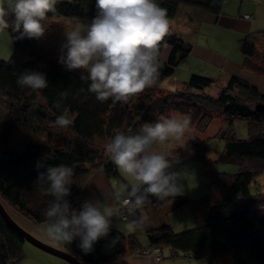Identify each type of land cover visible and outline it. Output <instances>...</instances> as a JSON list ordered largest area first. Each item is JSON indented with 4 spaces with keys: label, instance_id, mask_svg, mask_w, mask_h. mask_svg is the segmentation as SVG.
Returning <instances> with one entry per match:
<instances>
[{
    "label": "trees",
    "instance_id": "16d2710c",
    "mask_svg": "<svg viewBox=\"0 0 264 264\" xmlns=\"http://www.w3.org/2000/svg\"><path fill=\"white\" fill-rule=\"evenodd\" d=\"M225 1L157 0V3L167 9L172 21L181 7L218 17L223 13ZM95 4L96 0L59 1L55 13H50L44 22L45 28L51 21L55 24L58 16L91 22L97 15ZM8 30L14 53L8 61L0 59V99L10 105L8 115H0V197L6 204L41 226L42 212L50 197L42 193L35 181L48 166L64 164L73 169L69 199L78 208L91 175L100 169L109 176L118 175L104 147L116 132L135 134L145 122H155L172 112L184 114L191 109L199 112V131H205L214 116H224L228 124L235 119L246 120L250 124L247 140L237 139L231 125L230 130L223 129L219 134L226 142L221 159L237 164V174L208 173V193L202 199L190 201L176 197L158 202L152 197V203L146 205L161 207L171 201L173 210L190 205L195 228L176 234L165 220L158 226L146 224L144 228L150 248L168 247L174 254L184 253L209 264L226 258L231 264H264V216L254 219L255 210L264 208V192L251 190L264 173V92L232 78L227 89L213 98L205 91L215 81L197 74L176 91L164 90L160 85L174 75L192 48L170 27L169 35L160 45L162 67L156 85L133 97L126 107L111 99L101 103L88 91V84L81 81L83 70H67L58 62L54 48L41 44L39 39H16L19 34ZM48 30L51 33V28ZM165 47L172 49L167 60L162 59ZM239 48L243 68L264 77V32L249 35L239 43ZM26 70L44 73L48 87L38 92L18 87L17 77ZM62 93V108L56 109L54 102ZM257 106L263 110L257 111ZM63 108L69 110L73 120L67 129L54 124ZM20 135L24 140L15 142ZM201 144L198 139L193 141L195 149ZM38 163L42 165L39 169ZM133 219L129 216L128 221ZM25 242L0 215V264L20 263L25 258ZM141 249L144 250L135 235L126 236L115 226L94 245L90 254L82 253L76 243L65 246V252L83 264H114Z\"/></svg>",
    "mask_w": 264,
    "mask_h": 264
},
{
    "label": "clouds",
    "instance_id": "9594fccd",
    "mask_svg": "<svg viewBox=\"0 0 264 264\" xmlns=\"http://www.w3.org/2000/svg\"><path fill=\"white\" fill-rule=\"evenodd\" d=\"M59 0H0V30L11 29L16 39H40L45 35L44 22L55 13ZM97 15L90 24L76 23L66 27L59 63L69 71L83 70L82 82L97 101L127 104L133 97L156 85L162 63L160 45L169 35L167 9L157 0H96ZM14 14L10 24L6 17ZM22 89L38 92L48 87L46 75L26 70L17 77ZM61 98L54 102L62 108ZM191 117L179 114L145 122L135 134L116 132L105 144V152L126 183L106 198L86 199L74 207L73 169L61 164L39 172L35 184L50 197L43 209V238L53 247L76 243L85 255L109 235L114 213L110 204L119 205L134 217L132 223L143 229L148 217L146 205L184 195V171L177 170L168 154L157 151L159 145L180 141L190 131ZM67 129L73 125L69 110L54 121ZM42 167L37 164V169ZM127 205L126 209L123 205ZM117 227H125L117 225Z\"/></svg>",
    "mask_w": 264,
    "mask_h": 264
},
{
    "label": "crops",
    "instance_id": "0c3cea01",
    "mask_svg": "<svg viewBox=\"0 0 264 264\" xmlns=\"http://www.w3.org/2000/svg\"><path fill=\"white\" fill-rule=\"evenodd\" d=\"M245 16H252L253 20H246ZM170 27L174 34L183 37L186 40L184 42L192 48L190 54L177 68L174 75L161 84L163 85L166 82L170 84L164 90L176 91L189 82L193 75L197 74L215 81L214 86L205 91L206 95L213 98H218L222 91L227 89L232 78L245 81L264 92V77L243 68V54L239 48V43L249 35L264 32V0H226L223 13L218 17L200 10L184 7L180 14L170 21ZM170 52L171 48L165 47L162 59L166 60ZM179 69L183 70L182 77L177 76ZM125 183L126 179L121 176L119 171L118 175L113 177L100 169L88 179L80 203L86 199L106 198L112 191L122 187ZM107 202L114 213L113 226L124 232L122 228L116 226L118 225L117 216L119 215L120 206L112 205L110 200ZM143 211L148 217V225L158 226L164 220L168 223L171 222V220L164 219L163 211L154 210L150 206H145ZM9 215L26 231L33 233L32 230L36 229V237L50 245L41 234L40 229L43 225L39 227L17 214L9 213ZM55 248L65 252V247ZM161 263H163V260ZM116 264L157 263L151 258L135 256L120 260Z\"/></svg>",
    "mask_w": 264,
    "mask_h": 264
},
{
    "label": "rangeland",
    "instance_id": "374dc122",
    "mask_svg": "<svg viewBox=\"0 0 264 264\" xmlns=\"http://www.w3.org/2000/svg\"><path fill=\"white\" fill-rule=\"evenodd\" d=\"M184 7H181L178 15ZM6 19L9 20V23H12L15 19L14 14H9ZM76 23H84L90 24L89 21H82L76 19H66L64 17L58 16L56 18L55 24L54 22L47 23V26L51 28V33H49L48 27L45 28V35L39 39L41 44H46L54 48L56 51V57L59 61L60 50L63 43L66 42L65 30L66 27H70ZM46 25V24H45ZM48 30V31H47ZM179 37L186 41L183 37L179 35ZM172 51V49H171ZM14 53L13 44L11 35L8 29L0 30V59L10 60ZM171 54V52H170ZM169 54V56H170ZM166 57V60L169 58ZM164 60V59H163ZM183 70L179 69L177 76L182 77ZM169 83L166 82L163 85H160L163 89L167 88ZM128 104V103H127ZM127 104H123L124 107ZM9 104L0 99V115H8L9 112ZM198 113V114H197ZM183 113L172 112L168 115L176 116ZM184 114H188L191 117V128L190 131L182 138L180 141H171L162 145H159L156 150L165 152L168 154L169 158L172 160L174 166L177 170L184 171V187L185 192L184 195L180 196L182 198H187L190 201H196L198 199H202L208 193V184H209V174L212 171H217L220 173L227 174H237L239 172V166L237 164L222 161L221 157L224 153L226 142L222 139L219 134L221 131L230 130L229 125L233 130L235 137L239 140H247L249 138V129L250 124L246 120L235 119L232 124H228L227 119L223 116H214L213 121L210 126L205 131H199L197 129L199 112L195 110H189ZM262 133L264 134V126L262 127ZM198 139L201 144L199 149H195L193 145V141ZM23 137L20 135L15 138V142H22ZM256 189H261L264 192V173L258 177L256 182L251 186L252 192H255ZM171 199V198H169ZM0 203L5 207L8 213L17 214L19 216H23L18 211L13 209L10 205L6 204L2 198L0 197ZM154 210H163L165 211V215L168 219L169 224L172 226L173 231L178 234L185 230L194 229L196 226V222L191 210L190 205H186L181 207L178 210H173L171 201L161 207H156L154 204L150 206ZM157 213V212H156ZM167 213V214H166ZM264 216V208L256 209L254 212V219L256 220L258 217ZM24 217V216H23ZM118 217V225L125 226L119 227L124 230V234L126 236L135 235L138 240L139 247H142L144 250H150L149 246V238L145 228L139 229L132 222L124 221L122 217L119 215ZM25 218V217H24ZM19 227L25 230L20 224L17 223ZM116 225V224H115ZM117 226V225H116ZM40 227V226H39ZM42 228V227H41ZM26 231V230H25ZM33 233H29L36 239L37 234H35L36 229L32 230ZM42 243V240L38 239ZM46 244V243H44ZM48 245V244H46ZM53 247L51 245H48ZM149 247V248H148ZM23 250L25 253V258L18 264H70L63 259L50 255L35 246L31 245L28 242H25L23 246ZM55 248V247H53ZM57 249V248H55ZM130 249V248H129ZM142 250V249H141ZM137 250V251H141ZM131 249L129 252L131 253ZM147 257L153 259V261L157 264H209L207 260L199 259L193 260L184 253L174 254L170 248L163 247L161 250V258L159 262H156L153 257L143 256L141 254L134 253L130 257ZM128 258V257H127ZM117 263V262H116ZM114 263V264H116ZM215 264H231L229 259H221Z\"/></svg>",
    "mask_w": 264,
    "mask_h": 264
},
{
    "label": "water",
    "instance_id": "95a60500",
    "mask_svg": "<svg viewBox=\"0 0 264 264\" xmlns=\"http://www.w3.org/2000/svg\"><path fill=\"white\" fill-rule=\"evenodd\" d=\"M257 111H262L263 107L262 106H257L256 108ZM0 215L4 222L17 234H19L26 242L30 243L31 245L35 246L36 248L53 255L55 257H58L60 259L65 260L66 262L70 264H83L80 262L78 259L72 257L69 255L67 252H63L61 250L55 249L53 247H50L29 233H27L25 230H23L21 227L17 225V223L11 218L5 207L0 203Z\"/></svg>",
    "mask_w": 264,
    "mask_h": 264
},
{
    "label": "built area",
    "instance_id": "2783aa9c",
    "mask_svg": "<svg viewBox=\"0 0 264 264\" xmlns=\"http://www.w3.org/2000/svg\"><path fill=\"white\" fill-rule=\"evenodd\" d=\"M245 19L251 21L253 18L251 16H245ZM123 207L126 209L127 205L125 204ZM119 214L124 221H128L129 215H127L121 206L119 207ZM136 254L153 257L156 262H159L161 258V248L155 247L150 250H141L137 251Z\"/></svg>",
    "mask_w": 264,
    "mask_h": 264
}]
</instances>
